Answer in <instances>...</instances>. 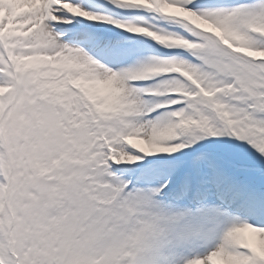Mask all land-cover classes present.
Here are the masks:
<instances>
[{"label": "snow or ice", "instance_id": "snow-or-ice-1", "mask_svg": "<svg viewBox=\"0 0 264 264\" xmlns=\"http://www.w3.org/2000/svg\"><path fill=\"white\" fill-rule=\"evenodd\" d=\"M0 264H264V0H0Z\"/></svg>", "mask_w": 264, "mask_h": 264}]
</instances>
